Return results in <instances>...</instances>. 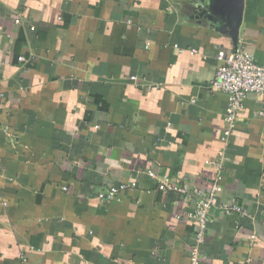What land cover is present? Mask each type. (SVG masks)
Masks as SVG:
<instances>
[{"label":"crops","instance_id":"obj_1","mask_svg":"<svg viewBox=\"0 0 264 264\" xmlns=\"http://www.w3.org/2000/svg\"><path fill=\"white\" fill-rule=\"evenodd\" d=\"M239 48L264 64V0H0V264H191L217 178L246 215L210 210L198 264H264L260 97L226 135L212 87Z\"/></svg>","mask_w":264,"mask_h":264},{"label":"built area","instance_id":"obj_2","mask_svg":"<svg viewBox=\"0 0 264 264\" xmlns=\"http://www.w3.org/2000/svg\"><path fill=\"white\" fill-rule=\"evenodd\" d=\"M15 22L18 23L19 19H16ZM216 59L219 65L216 68L215 77L212 80V87L224 92L227 96L224 120L226 127L225 134L228 135L235 126L236 117L248 93H253L260 97L261 109L258 115L264 117V64L256 63L253 55L243 48L236 49L228 54L219 49ZM18 61H22V57H18ZM147 174L150 178L156 179L153 173L148 172ZM218 180L219 178L215 182H212L207 192L194 189V193L198 198V203L193 213V217L199 225V231L196 235L197 246L203 242V233L210 223L209 213L212 208L218 207L227 214L236 212L242 216L246 215V211L234 200L219 205L218 199L221 193V186ZM135 187V182L121 184L118 187H112L105 192L99 193L97 197L101 201L113 200L118 196L119 192L133 190ZM157 189L161 191L184 192L181 188L166 181L158 183ZM254 238L255 236L252 235L251 239L253 240ZM197 246L192 249L191 264L199 263Z\"/></svg>","mask_w":264,"mask_h":264},{"label":"water","instance_id":"obj_3","mask_svg":"<svg viewBox=\"0 0 264 264\" xmlns=\"http://www.w3.org/2000/svg\"><path fill=\"white\" fill-rule=\"evenodd\" d=\"M236 30H237V29H236ZM236 30H235V31H236ZM235 34L237 35V31H236V33H235Z\"/></svg>","mask_w":264,"mask_h":264}]
</instances>
